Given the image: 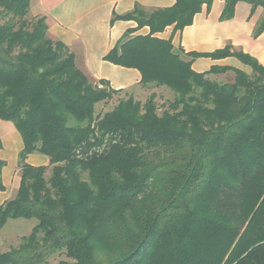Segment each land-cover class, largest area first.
<instances>
[{
    "label": "trees",
    "instance_id": "trees-1",
    "mask_svg": "<svg viewBox=\"0 0 264 264\" xmlns=\"http://www.w3.org/2000/svg\"><path fill=\"white\" fill-rule=\"evenodd\" d=\"M224 1L222 19L239 1L264 10V0ZM212 2L138 4L112 19L137 26L104 59L138 69L142 88H170L159 112L155 92L141 100L90 79L31 0H0V119L23 140L20 185L0 204V232L10 219L36 220L0 264H46L56 254L67 258L59 264H264V64L230 45L185 52L157 35L183 30ZM263 31L264 16L254 35ZM200 56H233L250 71L198 72ZM228 71L232 80H217ZM33 153L49 164L29 163ZM5 165L0 159V189Z\"/></svg>",
    "mask_w": 264,
    "mask_h": 264
},
{
    "label": "crops",
    "instance_id": "crops-1",
    "mask_svg": "<svg viewBox=\"0 0 264 264\" xmlns=\"http://www.w3.org/2000/svg\"><path fill=\"white\" fill-rule=\"evenodd\" d=\"M175 2L176 0H31L30 10L33 15L46 17L49 37L68 45L76 56L78 67L90 79L94 81L105 79L115 89L131 91L140 86L141 74L138 69L111 63L104 59V55L116 45L128 29L135 28L137 22L125 19L112 21V19L114 15H123L132 11L138 4L146 10H152L171 7ZM224 6V0H213L210 7L203 5L194 16L192 24L183 30L174 31L173 25H170L157 35L162 38H172L174 46L182 47L185 52L208 53L230 45L233 49L242 50L264 64V31L258 36L254 35L258 22L264 16L263 8L258 6L253 9L251 3L239 1L234 15L229 19H222ZM148 32L149 27L145 26L133 34ZM215 64L250 70L233 56L221 59L200 56L194 59L192 66L196 71L204 72ZM227 74L233 76L232 71H228ZM17 133L19 131L13 122L0 119L2 142L0 159L6 161L2 171L5 188L0 189V194H3V197L0 195V204L14 197L20 185L18 159L15 158L23 148V140L20 142ZM8 138L10 140H7ZM6 142L10 143L6 147H11L14 159H11V155L7 156L8 160L3 157L2 149ZM9 158L11 162L13 161L10 165L7 163ZM28 162L33 165H48L49 158L33 161L30 160L29 155ZM22 223L24 222H19V225ZM29 228L31 232L33 226L30 225Z\"/></svg>",
    "mask_w": 264,
    "mask_h": 264
},
{
    "label": "rangeland",
    "instance_id": "rangeland-1",
    "mask_svg": "<svg viewBox=\"0 0 264 264\" xmlns=\"http://www.w3.org/2000/svg\"><path fill=\"white\" fill-rule=\"evenodd\" d=\"M249 70V69H248ZM250 71V70H249ZM217 80H222V81H229L233 79L232 74H226L223 76H217L216 77ZM155 92L157 95V103L159 105V112H161L163 110V106L166 104V102L168 100L173 99L174 97V92L168 88V87H160V88H142L140 86L134 88L133 90H128L126 93H132L133 95H135L136 98H139L141 100H145L151 93ZM125 94V93H124ZM123 94V95H124ZM116 104V100H114L113 102H110L109 104H100L98 105V110L101 111H105L108 110L109 108L113 107ZM18 134V137L20 138V142H22V139ZM7 140H10V138H8ZM10 144L9 142H6L4 148L2 149V151L4 152V158L8 160L7 156L11 155V159H14V152H12V150L10 149L11 147H6V145ZM6 156V157H5ZM43 158H48L46 155L41 154V153H33L30 155V160L33 161H42ZM10 159V158H9ZM11 159L7 162L8 165H10V163H13V161L11 162ZM16 160L18 159V155L16 154ZM15 160V161H16ZM12 166V164H11ZM17 169L19 171L18 168V163H17ZM20 172V171H19ZM3 197V194H0ZM12 198V197H11ZM24 222L22 223V225H19V222ZM36 220L35 219H18L13 220L10 219L8 220V223L5 225V227L1 230L0 234V252H4V251H8L11 248L17 247L21 240L20 238L23 235H27L30 232V225L34 226ZM97 249L98 252L102 255H107L110 253V251H112L111 249V244L108 241L105 242H100L99 245H97ZM66 256L62 255V254H56L54 255V257H52L48 263L46 264H59V262L61 260H66Z\"/></svg>",
    "mask_w": 264,
    "mask_h": 264
}]
</instances>
